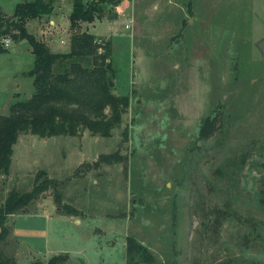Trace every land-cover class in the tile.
I'll list each match as a JSON object with an SVG mask.
<instances>
[{"label":"rangeland","instance_id":"rangeland-1","mask_svg":"<svg viewBox=\"0 0 264 264\" xmlns=\"http://www.w3.org/2000/svg\"><path fill=\"white\" fill-rule=\"evenodd\" d=\"M16 1L0 5L11 13ZM121 6L81 26L111 41L129 106L109 136L18 135L0 204L40 170L60 203L50 188L9 214L1 249L19 264H264V0ZM32 58L26 38L0 50V114L33 92ZM206 116L214 129L200 136ZM128 236L149 260L126 253Z\"/></svg>","mask_w":264,"mask_h":264},{"label":"trees","instance_id":"trees-1","mask_svg":"<svg viewBox=\"0 0 264 264\" xmlns=\"http://www.w3.org/2000/svg\"><path fill=\"white\" fill-rule=\"evenodd\" d=\"M118 1L72 0L68 13L69 48L65 51L52 50L44 39L27 28V22L32 18H48L53 0H20L10 14L0 8V50L6 49L2 43L4 36L15 41L26 38L33 53V64L24 72L32 76L34 86L30 96L14 99L8 112L0 114V174L8 172L13 144L21 132L45 137L76 135L87 129L91 134L109 136L112 129L120 124L129 106V94L115 92L111 61L107 65V57H111V41L99 39L81 26L83 21H93L110 10L108 3L114 5ZM214 121L213 117L206 116L200 125L199 135L210 134ZM41 175L43 177L39 179ZM57 186L56 179L40 170L30 189L20 192L11 188L5 192L0 204V245L9 232L7 216L23 210L50 188L55 189V199L59 204ZM64 206L75 211L70 205ZM126 253L131 257L142 253L146 261L150 258L145 246L132 236L127 238ZM56 257L54 255L45 263L36 264H58ZM0 264L19 263L4 253L0 246Z\"/></svg>","mask_w":264,"mask_h":264},{"label":"crops","instance_id":"crops-1","mask_svg":"<svg viewBox=\"0 0 264 264\" xmlns=\"http://www.w3.org/2000/svg\"><path fill=\"white\" fill-rule=\"evenodd\" d=\"M121 1L122 0H119L114 5L108 3L107 7L111 9L114 6V9L106 11L103 16H106L108 20H112L116 18L119 12L122 11ZM71 2L72 0H53V9H52V12L49 14L48 18H45V17L32 18L28 20L27 22L28 30L35 33L37 36L41 37L42 39H44L52 50L65 51V50H68L69 48L68 13L71 9ZM0 8L2 9L1 5H0ZM113 12H117V16L109 19L108 15ZM7 14H10V13H7ZM45 19H47V22L45 21ZM93 21L88 22V24L92 23ZM83 23L84 22H82L81 24L83 25ZM29 50H30V46H29ZM31 54L33 53L31 52Z\"/></svg>","mask_w":264,"mask_h":264},{"label":"water","instance_id":"water-1","mask_svg":"<svg viewBox=\"0 0 264 264\" xmlns=\"http://www.w3.org/2000/svg\"><path fill=\"white\" fill-rule=\"evenodd\" d=\"M110 7H111V5H110ZM116 16H117V12H113V13H110L108 15V18L111 19V18L116 17ZM256 45L261 52L262 58H264V36H262L260 39H258V41L256 42ZM109 61H110V57H107V65H109Z\"/></svg>","mask_w":264,"mask_h":264},{"label":"built area","instance_id":"built-area-1","mask_svg":"<svg viewBox=\"0 0 264 264\" xmlns=\"http://www.w3.org/2000/svg\"><path fill=\"white\" fill-rule=\"evenodd\" d=\"M129 21H131V17L126 21L125 26H129ZM11 38L9 36L2 37L3 46L8 47L10 45Z\"/></svg>","mask_w":264,"mask_h":264}]
</instances>
